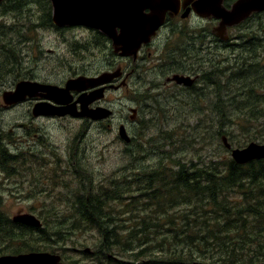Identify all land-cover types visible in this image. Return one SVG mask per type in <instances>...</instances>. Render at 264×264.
I'll use <instances>...</instances> for the list:
<instances>
[{
  "label": "rangeland",
  "instance_id": "rangeland-1",
  "mask_svg": "<svg viewBox=\"0 0 264 264\" xmlns=\"http://www.w3.org/2000/svg\"><path fill=\"white\" fill-rule=\"evenodd\" d=\"M10 4L0 6V142L9 153L19 155L20 163L13 164L10 174L8 168L0 165V211L10 219L18 213L33 214L50 230H58V223L64 224L59 230L71 229L73 223V229L65 231L54 251L67 261L106 264L102 260L100 233L82 225L73 211L75 197L82 192L109 190V181L131 180L134 172L162 165L171 169L177 162L192 161L200 166L215 161L226 163L230 153L224 148L222 137L232 148L250 142L263 144L253 137L264 136V118L254 119L262 108L250 110L245 98L258 95L257 80L252 75L259 70L258 65L264 66V58H251L236 65L235 61L210 62L207 67L203 65V76L196 87L181 89L163 83L162 71L174 67L171 59L152 57L151 64L142 70L139 79L138 76L129 82L127 89L105 94L102 106L111 110L112 116L102 125L71 117L33 118L34 102L4 108L1 93L26 78L35 81L50 71L52 79L60 81L65 71L77 67L89 72L98 70L97 73L109 67L102 64L100 45L96 46L100 38L96 35L93 38L84 30L70 31L65 35L69 44L64 46L47 32L50 24L42 18L37 5L32 3L29 11L25 7L16 14L10 11ZM27 18L36 24L34 29ZM194 24L191 20L187 25ZM202 26L206 41L211 26L206 21ZM89 35L86 49L73 45L77 38ZM256 36L264 37L261 32ZM168 41L179 44L182 36L171 34ZM40 46L53 53L42 59ZM220 51L223 50L216 48L213 53ZM77 60L80 61L75 63ZM12 63L16 68H11ZM120 125L131 138L130 144L118 137ZM161 156L163 159L159 160ZM229 198L240 202L237 193ZM86 249L92 253L84 255ZM110 256L115 261L111 264L140 262L128 254Z\"/></svg>",
  "mask_w": 264,
  "mask_h": 264
},
{
  "label": "trees",
  "instance_id": "trees-1",
  "mask_svg": "<svg viewBox=\"0 0 264 264\" xmlns=\"http://www.w3.org/2000/svg\"><path fill=\"white\" fill-rule=\"evenodd\" d=\"M6 3H11L10 11L16 14L25 7L29 11L33 3L50 24L47 0ZM27 20L34 29L36 24ZM10 48L17 52L15 47ZM261 50L264 46H251V58L263 59ZM258 69L252 75L257 80L258 95L245 98L250 110L262 108L255 120L264 118V66L258 65ZM253 137L264 143L263 135ZM0 158V165L8 168L9 174L13 164L20 163L19 155L9 153L1 142ZM199 164L177 162L171 169L159 165L134 172L131 180L109 181V190H98L96 194L90 189L75 197L77 220L100 233L106 264L115 263L110 254H128L140 261L138 264L264 262V159L245 165L230 158L226 163ZM234 193L240 195V202L229 198ZM57 225L58 230H50L44 223L42 228L32 229L12 223L0 211V256L55 251L65 231L73 229V223L71 229L63 231L59 228L64 224Z\"/></svg>",
  "mask_w": 264,
  "mask_h": 264
},
{
  "label": "water",
  "instance_id": "water-1",
  "mask_svg": "<svg viewBox=\"0 0 264 264\" xmlns=\"http://www.w3.org/2000/svg\"><path fill=\"white\" fill-rule=\"evenodd\" d=\"M2 0H0L1 2ZM194 2V11L203 18L220 19L222 23L218 30L236 23L252 12L264 11V0H239L232 11L227 12L219 7L220 0H186ZM52 5V22L57 26H83L104 32L111 40L116 53L122 56L135 57L141 44L148 43L156 31L163 25L165 13L173 6L172 0H50ZM150 2V3H149ZM140 4L151 9L150 14H143ZM147 5V6H146ZM156 6V7H155ZM171 6V7H170ZM119 29V34L116 33ZM119 74L103 73L95 78L78 77L68 80L64 88L37 82L21 81L15 85L13 91H5L2 100L5 105H15L27 97L32 99L39 92L45 93L46 99L54 102L50 104H36L32 109L34 117L56 116L73 118L82 117L92 121L106 120L111 111L105 108L89 109V105L104 96V88L96 89L89 94H81L72 103L71 92H83L109 84ZM178 84L189 86L187 78L174 76ZM79 104V111L76 105ZM135 114V110L131 109ZM133 119V116H131ZM118 136L125 143L130 142L124 126H120ZM226 149H230L226 138H222ZM232 160L243 165L253 160L264 159V145L250 143L242 149L231 150ZM14 223H20L33 228H40V221L32 214H17L12 217ZM89 252V250H85ZM60 257L49 253H29L17 256H2L0 264H61Z\"/></svg>",
  "mask_w": 264,
  "mask_h": 264
},
{
  "label": "flooded vegetation",
  "instance_id": "flooded-vegetation-1",
  "mask_svg": "<svg viewBox=\"0 0 264 264\" xmlns=\"http://www.w3.org/2000/svg\"><path fill=\"white\" fill-rule=\"evenodd\" d=\"M172 1L173 7L171 8V10H168L166 12L164 25L158 30L156 37H154L150 43L140 46L134 58L132 57L131 59H129L120 57L118 54L116 55L113 51L111 39H109L103 33L98 34V36L100 37V47L98 50L100 53L102 64L109 65V67L104 68L102 72H113L116 69L121 71V75L118 78L113 79L111 85L103 86L105 87V94L109 91L115 90L117 92L127 89L129 82H132L138 76L139 79V74L147 66V64H151L150 60L155 57L157 59L161 58L163 60L165 57H168L171 59L172 65L174 66L172 69L169 68L162 71L161 76H163L162 79L165 86L181 89H191L196 87L198 79L203 76V74H201L203 65L206 64L205 66L207 67L210 65V62L217 63L219 62V60L225 62L235 61L233 62L234 65L238 64L240 61L247 62V60L251 58V46H264V37L256 36V34H258L259 32H261L262 34L264 32V11L252 12L236 23L226 26L222 30H218L222 21L213 17L201 18L198 13L194 11L193 1ZM238 2L239 0H220L219 7L227 12H230L232 11L234 5H236ZM142 7V13L148 14L150 12L149 9H147L145 6L141 5V8ZM191 20H193L195 24L193 26L187 25ZM203 21H206V23L211 26L210 36L207 37L206 41H203ZM40 28H42V26H40ZM46 28L47 32H50L49 34L53 35L56 40H58L59 38L64 46L69 44V38L65 35L70 31L76 30L71 28L55 27L53 24ZM84 31L91 34L90 31ZM115 31L117 34L119 33L118 28H116ZM92 33L96 34L94 32ZM171 34L181 35V43L175 44L174 42L168 41V37ZM89 38L90 35L85 38H77L76 45L86 49ZM72 43L74 44V42ZM216 48L219 50L222 49L223 51L213 53ZM39 52L42 59L47 58L48 54L53 53L52 50H44L41 46L39 48ZM56 54L58 56H64V54H60L57 52ZM214 56H220V58ZM213 57L216 60H214ZM83 65L84 64H82V66ZM230 65L232 66V64ZM97 71H83L79 69V67H77L74 72L66 74L60 81L53 80L49 74V71L47 72L48 76L41 75L39 78H36L35 81L42 84H51L59 87H64L65 82L68 79L76 78L78 76H97L98 74L102 73L100 71L99 73H97ZM92 73L96 74L91 75ZM118 74L120 73L118 72ZM174 76L187 78L191 81V83L189 86H185L183 84L179 85L175 80H173ZM25 80H27V78ZM82 93H90V90ZM44 95L45 93L39 92L34 101L36 103H51L44 97ZM80 95L81 94L79 93L72 92V102H75ZM31 102H33V100L26 99L24 101V103ZM104 102L105 98H101L99 101H95L94 103H92L89 108H102L104 107L102 106ZM76 107L78 108V105ZM4 108L11 109V107ZM45 118L53 119L55 117ZM85 121L88 122V120ZM93 123H99L100 125H102V120ZM24 127H26V125H24Z\"/></svg>",
  "mask_w": 264,
  "mask_h": 264
},
{
  "label": "bare ground",
  "instance_id": "bare-ground-1",
  "mask_svg": "<svg viewBox=\"0 0 264 264\" xmlns=\"http://www.w3.org/2000/svg\"><path fill=\"white\" fill-rule=\"evenodd\" d=\"M212 74V73H211Z\"/></svg>",
  "mask_w": 264,
  "mask_h": 264
}]
</instances>
